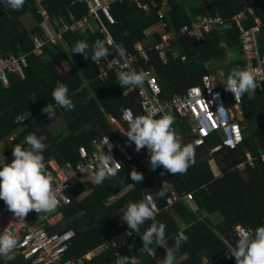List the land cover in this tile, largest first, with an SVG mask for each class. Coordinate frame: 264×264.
Instances as JSON below:
<instances>
[{
	"label": "trees",
	"instance_id": "16d2710c",
	"mask_svg": "<svg viewBox=\"0 0 264 264\" xmlns=\"http://www.w3.org/2000/svg\"><path fill=\"white\" fill-rule=\"evenodd\" d=\"M73 1L45 0L43 6L55 17L70 19L69 12L76 18L84 16L86 5ZM141 2L148 9L138 7L131 0L112 3L111 13L116 23L108 25L114 38V43L107 45L110 49L108 57L119 56L114 48L116 44L122 45L128 54L137 52L138 44L150 47L161 40L159 33L153 29L159 23H166V30L176 33L199 16L220 14L226 19L225 23L231 25L227 30L219 28L208 33L202 41L176 35L173 45L179 55L175 57L173 52H169L166 64L158 58L157 52L151 51V62L156 66L163 89L162 98H170L199 83L205 74L224 70L227 78L233 68H247L239 30L233 20L235 14L247 12L245 23L248 28L256 25V19L261 21L259 39L261 45L264 44L262 0L253 4V14L247 10L248 0ZM165 5L170 7L168 13H164ZM39 9L35 0H26L18 11L0 5V51L5 55L28 54L24 75L10 73L8 87L0 82V139H9L6 152L12 160V147H27L26 135L46 136L48 147L43 153L44 163L46 171L53 177L49 161L55 159L63 166L68 162L77 163L81 159V146L92 150L95 137L113 134L109 115L122 119V109L126 107H131L136 116L143 114L137 92L124 96L127 87L123 89L113 73L106 79L99 77V61L92 62L90 51L88 60L83 54H72L78 41H86L90 48L97 39L107 41L100 31L69 32L66 35L67 44H47L39 55L33 53L34 37L44 34L41 25L44 15ZM182 55L187 57L185 61ZM58 82L68 87L75 109L67 111L57 107L56 115L49 120L42 109L47 103H55L51 93ZM226 103L229 107L235 106L233 97L227 98ZM240 108L242 117H236V120L243 128V143L236 149L223 147L212 154L210 147L222 142L221 133L215 135L207 146L195 147L188 120L177 113L172 114L174 133L181 143H191L194 148V162L182 174L173 175L162 167L152 170L149 155H144L132 161H123V168L115 176L93 188L80 181L71 182L68 193L72 202L61 209L63 221L50 229L58 232L73 229L76 232L67 258H84L83 264H113L117 254L121 253L129 258L141 255L139 264H163L165 249L162 246L155 243L150 246L156 250L155 257L141 252L143 242L139 235L153 221H146L139 232H132L119 215L121 208L129 202L139 201L145 193L155 197L163 186L167 194L155 199L159 206L155 221L166 225L164 247H172L181 230L188 237L176 253L175 264H201L203 256L212 259V264H236L234 257L228 258L227 249L236 245L237 226L254 230L264 225V161L256 153L264 143V91L245 93ZM19 116H25L26 120L17 122ZM58 120H63L65 129L54 132L50 126ZM21 127H25V132L21 131ZM246 149L256 155L255 163L240 171L238 165L245 160ZM212 161L216 162L221 175H215ZM133 170L143 175L140 183L131 180ZM172 188L182 196L193 192L195 199L191 203L182 199L168 208L167 197ZM216 214L221 216L217 224L212 220ZM112 239H115L116 245L112 244ZM101 247L105 249L101 250ZM91 252H95L93 257L86 258ZM0 264L35 263L24 256H15L9 261L0 260Z\"/></svg>",
	"mask_w": 264,
	"mask_h": 264
},
{
	"label": "built area",
	"instance_id": "2783aa9c",
	"mask_svg": "<svg viewBox=\"0 0 264 264\" xmlns=\"http://www.w3.org/2000/svg\"><path fill=\"white\" fill-rule=\"evenodd\" d=\"M43 1L36 0L44 15V20L41 24L44 34L34 37L33 53L39 55L47 44L58 45L66 43V34L69 32L100 31L105 34L109 44L114 43V38L108 28V25L116 23V19L111 13V5L114 2H123L124 0H75L74 2L84 3L87 12L79 18H76L70 12L72 21L66 20L63 17L53 19L43 7ZM131 1L135 2L140 8L148 9V6L144 5L141 0ZM255 1L248 0V11L251 14L254 13L253 4ZM262 1L264 2V0ZM234 20L240 29L242 53L246 60V67L254 72L257 80H261L254 92L264 91V53L261 52L258 42V35L262 29L261 21L256 19V25L248 29L244 23L246 20L244 12L236 14ZM220 21H226L220 14L199 16L190 24L183 25L179 32L176 33L168 32L166 30V23H159L153 29L159 33L161 40L155 42L150 47L138 44L137 52L127 54V62L119 56L114 58L107 56L104 60L98 62L99 77L101 79L108 78L112 73L118 77L119 72L127 70L146 72L148 75L143 85L139 87H127L124 90V96L137 92L143 115L155 112L157 118L164 113H170L171 115L177 113L186 118L189 123V133L195 146H207L215 135L221 133L222 142L210 147V154L223 147L236 149L243 143V128L239 121L236 120V117H242L239 114L241 111H234L240 108L243 96L235 99L231 92L225 90L223 86L224 81L221 78L218 79L219 81L216 84L215 79L210 74H205L199 83L185 88L182 92L170 98H162L163 89L158 80L156 66L151 62V51L157 52L158 58L166 64L169 62V52H173L175 57L179 55L173 45V39L176 35H184L196 41H202L208 33L221 27ZM181 58L183 61L187 59L185 55H182ZM27 66L28 54L17 55L11 53L5 55L0 51V82L4 87H8L9 74L24 75V69ZM248 92L254 93L251 90ZM229 97H233L235 100L234 108H230L226 103V99ZM134 117H136V114L131 107L122 109V119L109 115V123L113 127V134H103L95 137L92 141V150H89L86 146H81V159L77 163L68 162L63 166L55 159L49 161V166L54 175L52 186L56 191L59 201L54 211L45 214L42 212L36 213L33 210L24 217L23 221H20L19 218L15 217L8 210L4 201L0 200V231L14 232L19 240L18 246L11 254H21L25 259L32 260L37 264L84 263V258H67V253L70 250L76 232L73 229L62 232L50 231V229L63 221L64 214L61 209L64 205L72 202V197L68 193L71 182L80 181L88 188L95 186L88 179H90L95 170L94 158L102 149L106 137L112 147L111 151H109L108 145H105L103 151L119 163L117 172L123 168V161H132L135 158L149 155L146 148L136 151L135 144L129 143L125 133H123L128 130L129 118ZM20 118H25L26 120V117L20 116L17 121H20ZM25 120L20 122H24ZM5 141H9V139H0V164L12 162L5 155ZM256 153L264 161V143L257 148ZM255 159L256 155L246 149V158L238 165V169L244 171L247 166H254ZM87 165H92L88 168V174L79 171L80 168ZM182 199L191 203L195 198L193 192L182 196L175 188L170 189V194L167 197V207H173ZM154 204L158 212L159 206L156 200H154ZM243 229L248 228L245 226L240 227V229L237 228V235ZM127 232L130 233V230ZM112 244L116 245L115 239H112ZM150 246L148 247L152 249L151 252L147 250L141 252L142 254L149 253L155 257L156 250ZM102 249L105 248L101 247ZM89 254L86 255L88 259L90 258L88 257ZM117 255V259L113 264H119L120 256L122 255L121 253ZM130 260L133 264H139L141 255L133 256ZM212 263V259L203 256L201 264Z\"/></svg>",
	"mask_w": 264,
	"mask_h": 264
},
{
	"label": "clouds",
	"instance_id": "9594fccd",
	"mask_svg": "<svg viewBox=\"0 0 264 264\" xmlns=\"http://www.w3.org/2000/svg\"><path fill=\"white\" fill-rule=\"evenodd\" d=\"M25 2L26 0H0V5L18 11L23 8ZM48 13L53 19L65 18L64 16L55 17L49 11ZM66 20L72 21V18ZM220 25L219 30L221 31L231 27L230 24L223 21H220ZM108 43L105 40L97 39L90 48L86 41H78L72 49V54H83L84 59L88 60L90 51L92 62L97 63L110 55ZM114 48L119 57L127 62L126 49L119 44L114 45ZM147 75L143 71L127 70L119 72L117 78L119 85L124 89L129 86H142ZM260 81L257 80L252 70L237 67L230 71L223 86L225 90L234 95L235 99H238L249 90L254 92ZM51 95L55 103H47L42 109L49 120H52L56 115L57 107L67 111L75 109V104L65 84L58 82ZM23 120L25 118H20V121ZM173 124L174 117L170 113H164L156 118L155 112H150L147 115L129 118L128 130L123 133L129 143L135 144L136 151L141 148L147 149L152 170L162 167L166 172L176 175L186 172L190 163L194 162V144L181 143L180 138L174 133ZM21 131L25 132V127H21ZM46 140L47 137L44 135L37 136L35 133L26 135L27 147L22 145L12 147V156L14 157L12 162L0 164V200L4 201L8 210L20 221H23L24 217L33 210L36 213H50L56 209L59 202L52 186L53 177L45 168L43 153L48 147L45 143ZM105 145H108L109 151H111L112 146L107 137L102 149L94 158L95 170L88 179L94 185L103 184L110 176H115L119 168V163L103 151ZM91 166L82 167L79 171L88 174V168ZM142 179L141 173L135 170L131 172V180L135 183H140ZM161 189L155 197L145 193L141 200L129 202L121 208L119 215L132 232H139L141 225L152 220L153 223L150 227L139 235L143 242L142 251L151 252L152 249L148 246L155 243L165 249L163 264H175L176 253L181 245L187 242L188 237L181 230L175 237L174 245L170 248L164 247L166 225L155 221L157 210L154 204L155 199L163 198L167 194L163 186ZM235 242V247L231 245L227 249V255L234 257L236 264H264V225L258 226L254 230H241ZM18 243V237L14 232L0 231V256L10 254L18 246ZM119 264H131L129 256H120Z\"/></svg>",
	"mask_w": 264,
	"mask_h": 264
},
{
	"label": "crops",
	"instance_id": "0c3cea01",
	"mask_svg": "<svg viewBox=\"0 0 264 264\" xmlns=\"http://www.w3.org/2000/svg\"><path fill=\"white\" fill-rule=\"evenodd\" d=\"M45 8V7H44ZM46 10H48L47 8H45ZM247 10H248V8H247ZM241 12H244L245 14H246V20H247V12L246 11H241ZM240 13V12H239ZM238 14V13H237ZM236 15V14H235ZM234 15V16H235ZM234 16H233V20H234ZM70 17H71V15H70ZM246 20L244 21V23L246 22ZM235 21V20H234ZM235 23H236V25H237V27H238V24H237V22L235 21ZM42 24V23H41ZM245 27L246 28H248L247 26H246V23H245ZM252 28V27H251ZM248 29H250V28H248ZM238 30H239V34H240V29H239V27H238ZM260 34V33H259ZM239 39H240V43H241V34H240V36H239ZM258 42H259V45H260V48H262L263 50H261V52L262 53H264V44H262L263 45V47H262V45H261V42H260V39H259V35H258ZM241 51H242V43H241ZM243 55V54H242ZM243 57H244V55H243ZM245 59V58H244ZM67 61V60H66ZM245 62H246V60H245ZM67 63V62H66ZM211 75V74H210ZM216 75V76H215ZM212 77L213 76H215V77H217L218 79L219 78H221L223 81H225L226 80V76H225V72H224V70H220V71H218L216 74H212L211 75ZM248 93H250V92H248ZM255 93V92H254ZM254 93H250V94H254ZM235 107V106H234ZM234 107H230V108H234ZM234 110V109H233ZM234 111H241V108H238V110H234ZM240 115H241V113H239ZM242 116V115H241ZM20 117V116H19ZM18 117V118H19ZM25 117V116H24ZM17 118V119H18ZM17 121V120H16ZM63 121V120H62ZM17 122H20V121H17ZM62 124V126L60 127V129H58V127H59V125L58 124ZM64 127H65V124H63L60 120H58V121H56L55 123H53L51 126H50V128L54 131V132H58V131H61V130H63L64 129ZM13 137H11V139H12ZM3 140H4V138H3ZM9 141H5V145H4V148H5V151H6V146H7V143H8ZM93 148V147H92ZM5 155H6V157H7V159L9 160V161H12V160H10L9 159V157H8V154H7V152H5ZM211 166H212V169H213V171H214V173H215V175L216 176H219V175H221V170L219 169V167L217 166V164H216V162L215 161H212L211 162ZM125 191V190H124ZM124 193V192H123ZM118 197V195L116 196V198ZM212 220H213V222L215 223V224H217V223H219L220 221H221V216L219 215V214H216V215H213L212 216ZM239 226H243V225H239ZM237 228H238V226H237ZM235 247V246H234ZM95 254V252H91L89 255H88V257H93V255ZM15 256H22L21 254H8V255H4V256H0V260H4V261H9L10 259H12L13 257H15ZM89 258V259H90ZM229 259L231 258H233V257H228ZM27 260H29V259H27ZM34 262V261H33ZM35 264H37V263H35Z\"/></svg>",
	"mask_w": 264,
	"mask_h": 264
},
{
	"label": "rangeland",
	"instance_id": "374dc122",
	"mask_svg": "<svg viewBox=\"0 0 264 264\" xmlns=\"http://www.w3.org/2000/svg\"><path fill=\"white\" fill-rule=\"evenodd\" d=\"M170 10V7L168 6V5H165V12L164 13H168V11ZM159 25V24H158ZM158 25H156V26H158ZM155 26V27H156ZM63 59V58H62ZM67 62V65H70L69 64V62L68 61H66ZM216 76V75H215ZM215 76H213V78L215 79V82H216V84L218 83V78L217 77H215ZM240 113V112H239ZM63 124H64V122L62 121V120H60ZM58 124V123H57ZM59 125V127H58V129H60V127L62 126V124H58ZM64 129H65V127H64ZM113 199H115V198H113ZM240 227L241 226H238V229H240ZM237 229V228H236Z\"/></svg>",
	"mask_w": 264,
	"mask_h": 264
}]
</instances>
